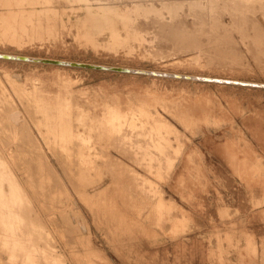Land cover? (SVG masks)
<instances>
[{
	"label": "rangeland",
	"instance_id": "1",
	"mask_svg": "<svg viewBox=\"0 0 264 264\" xmlns=\"http://www.w3.org/2000/svg\"><path fill=\"white\" fill-rule=\"evenodd\" d=\"M43 1L45 2L43 3ZM46 1L47 3L49 2L48 0H0V21L3 19L6 23L10 21V18L15 19L17 17V19H15L16 21L12 20L13 22L10 21L6 23L9 27H7L5 23L3 24L4 21H2V23L0 22V27L2 24L4 26L3 29L0 28V37L3 36L2 40H0V51H12L14 53H26L66 59L73 58L74 60L129 66L139 65L138 67L170 69L172 71L211 75L217 74L226 77L264 81V0H262V3L260 0H258V2L257 0H173V2L172 0H74L75 2L73 0H50L49 4H46L44 7L43 4H45ZM108 2L116 7L113 8V10H107L104 5L109 4ZM170 4L173 8L170 7ZM30 6H32L31 10L28 9ZM41 9H43V11ZM101 9H104L103 12ZM29 10L31 11L30 13ZM122 10L126 13V18L129 13H131L127 20L129 21L130 18L133 22L136 21L134 26H137V29L141 30L140 32L143 31L140 33L142 36L139 35L140 40H138L139 38H134L127 43V41L117 40L115 36H112V32L117 31L121 33L120 36H124H122V38H125L128 32L129 28L127 27V23H125L127 20L125 17H122V14H124ZM140 10L143 11V13ZM90 11L91 14L100 13V11L101 13L109 12V14H111L110 21L114 20L113 22L116 23H114V26L105 24L98 25V27L91 26L93 17L90 15ZM5 12L9 15L8 17L5 15ZM236 12L237 14H235ZM16 13H18V16H16ZM42 13L44 15H42ZM113 14H118V16L120 15L123 19ZM135 15L139 16L136 17ZM11 16L14 17L12 18ZM176 17L181 19H177ZM22 18L24 21L28 19L22 23L19 21L22 20ZM43 18L44 20H42ZM132 18H135V20ZM211 18L212 20H210ZM49 19L50 21H48ZM38 21L39 23H37ZM160 22L161 24H159ZM18 23H20L19 26ZM24 24L26 25L24 26ZM14 25L21 29H18V27L16 28ZM61 25L63 27H61ZM198 26L199 28H197ZM22 27H25V32L30 33H25ZM28 28L31 31H27ZM86 28L95 29L97 33L93 35L94 37L96 36V38L90 39L91 35L85 33ZM19 30H22L21 32L25 34L20 33ZM153 30H155V32ZM182 30L184 31L182 32ZM211 30H213V32ZM11 32L16 35L14 36ZM167 33L172 34V36L170 34L167 35ZM42 34L46 35V37H42L44 36ZM19 35L23 36L20 38ZM25 35L26 37L24 38ZM207 35L209 37H207ZM6 36H9V38H6ZM27 36L31 39L28 38L27 40ZM149 38L151 39L149 40ZM13 39L15 41H13ZM155 39L158 41H155ZM148 41L150 42L148 43ZM203 41L205 43H203ZM117 43L119 45H117ZM132 48L134 50H132ZM60 65L61 64L0 58V78H4L3 82L6 84V88L11 91V96L15 99V104H19V107L22 109H24V103L14 90L13 85H10L12 83L8 80L7 72L14 71L15 78H18L19 82L25 81L27 74L40 75L44 79L41 86H46L53 91L61 90L62 87L66 86L65 90L68 89L69 97L74 99L76 103L82 107V113L85 112L87 114L89 110L92 114L99 115L105 109L106 105L118 106L119 109L123 110L124 116L142 119L143 124L141 120L136 122L135 125L127 122L131 127H127V123H125L124 127H126L121 128L124 131L119 130L113 134L108 133V135L102 139V141H105L103 144L97 143L98 146H95L96 148L91 147L96 157L102 155V152L103 157L101 158L100 156L96 158L93 154H90L91 156L88 155V159L91 158V161H88V159L83 160L79 153H69V155H73L75 158L77 157V160L79 158V161H76L74 157L72 158L68 154L66 156L63 150L50 148L41 138H39V141L36 138L29 137L25 134L26 131L25 133H22L21 130L17 131L19 135H16L18 136L17 138L15 137L16 142L13 140L14 137H12V135L8 137L0 135V148L5 149L7 147L5 151L3 150L5 153L0 150V153L2 151L0 157L3 158L4 155L3 159L7 162L10 161L8 164L10 165V169L12 168L11 172L13 170L19 183L25 188V192L27 191L26 195L30 198V203L34 206L35 212L40 215L42 223H44L46 227L48 226L47 229L50 231V235L49 237L47 236V239L49 238V240L52 241V243H49V241L44 243L43 238L33 235L32 238H36L38 240L36 242L42 245L23 247L21 243L25 241V238L27 242L33 240L31 236L25 237L26 235L23 234H19V236L18 233L16 236L6 234L5 232L8 230H6L4 226L10 228L15 224L16 220L8 217L6 218V216L3 217L0 214V264H264V155L258 152L260 151L258 149H263L264 153V88L242 84L203 82L200 80L174 78L170 76H152L141 73L134 74L132 72L102 68H82L72 65H63L64 67H60ZM62 75H65L64 77H66V75L67 77L69 76L65 82L60 81ZM8 82L10 84H8ZM16 95L19 98L16 97ZM188 99L197 101V103L194 104L197 105L194 112L195 114L192 116H188L183 110L182 102ZM169 103L171 107L168 106ZM27 117H29V119L31 118L29 114ZM143 119L146 121H143ZM148 119L152 120L147 121ZM137 123L140 130H137L138 127L137 129L135 127ZM31 124L32 133L38 135V130H36L37 127L33 123ZM132 126V130H134V128L136 130L129 131L128 129H131ZM142 126H146V132L145 129L143 130L144 127L141 128ZM248 126L252 127L251 129L255 135L251 133L250 129H243ZM122 131L123 133L126 132L127 135L125 133L123 134ZM137 131L140 134H138ZM143 131L146 135L149 133L155 134L146 136L145 134H141ZM245 131H249L250 137ZM133 133L135 135H133ZM157 134H159V139L157 138L159 142L155 141L156 138H154L155 135V137H157ZM160 134L164 137L160 138ZM115 135L120 136L115 138ZM112 136L115 137L113 138ZM140 136L142 137L140 138ZM143 136H145L144 139H142ZM146 137H148V140H146ZM152 137L154 138L153 140L151 139ZM119 138L122 141L123 138L126 139L122 143ZM129 138H132L133 142ZM168 138H170L169 140L171 142ZM109 139L111 140L109 141ZM134 140L136 141L134 142ZM141 140H145L146 142L144 141L143 144H141ZM107 142L109 146H107ZM117 143L120 144L118 145ZM169 144L172 148L171 146L167 147ZM179 144L181 147H179ZM256 144L258 149L255 150ZM112 145L115 148L111 147ZM144 145H148V150L146 149L147 146L145 147ZM177 145L178 147H176ZM3 146L4 148H2ZM48 147L50 149H48ZM160 147H162V149H159ZM153 148L158 151H155ZM13 150L14 152L9 154V152ZM45 151H47V153ZM98 153H100V155ZM106 155H108V157ZM60 156L67 158L63 159L61 162L60 159L62 158ZM12 157L14 160H12ZM70 157L74 160L71 161ZM105 157H107V160ZM15 158H17V160ZM137 158H139V160ZM101 160L103 161L101 162ZM75 161L78 163L76 164ZM107 161L112 164L110 163L109 165ZM60 162L61 164H59ZM63 162H67L66 164L69 163L70 166L65 164L67 170L63 167ZM94 162H97L95 164L96 166ZM12 163L14 167L11 165ZM71 163H73L72 166ZM97 164H99V166ZM83 166L89 171L86 172L84 175L85 177L81 175L84 169L81 167ZM88 166L90 168H87ZM78 167L80 169H77ZM110 167L113 169V171H111L114 176L110 173ZM27 168L28 170H26ZM68 168H70L69 171ZM74 168H76V170ZM105 168L106 170H104ZM89 169H92V172ZM79 171L80 173H78ZM85 171L82 174H84ZM105 172L108 173L106 174ZM72 173H77L76 176L79 177L78 179L82 177L80 181L86 179L88 182L86 183L84 180L83 182L85 184H82L83 182L80 183L76 176L73 177L74 175ZM49 174L50 176H47ZM89 174L93 177L98 174L102 176L98 175L100 179L96 176L94 178H97V180H94L92 179L93 177L88 176ZM31 175L33 177H31ZM69 175H72L71 177L73 178H69ZM113 178L114 181L117 180V183H111ZM51 179H53V181ZM70 179H73L74 182L72 180V182H70ZM5 180L7 181V179ZM76 180L77 183L75 182ZM89 180H91V183ZM120 180L124 182L121 183L122 185L119 183ZM92 181L94 183H92ZM95 181H98L96 182L97 184ZM54 183H57L60 189L62 186H65L62 189H66L68 192L65 190H58L59 187L53 186ZM118 183L122 187L115 186L118 185ZM50 184L51 186L49 187ZM81 184L82 186L84 185L83 188ZM73 185L78 189H76L75 186L73 187ZM131 185H133V188H131ZM5 186L8 187L6 183ZM68 186L70 187L69 190L67 189ZM51 187H53V190ZM102 187L104 188L101 189ZM32 188H34V190ZM44 188L49 191H45ZM82 189L89 191V193H87V191L85 193ZM185 189H188V192ZM43 190L51 194L48 195ZM57 190L59 192L55 193ZM76 190L78 192L80 190V192L76 193ZM95 190L99 193H96ZM33 191L40 193H38L39 198H37V193ZM82 191L84 194H82ZM62 192L67 193L64 195ZM33 193H35L34 196ZM102 193L106 195L103 196ZM41 194H46L45 196H48L47 198L45 196L43 198ZM55 195L56 198L54 197ZM115 195L116 197H114ZM80 196H82V199H79ZM49 197H51V199ZM53 197L55 199H53ZM60 197L62 199H60ZM68 197L70 200L67 199ZM89 197L91 200L88 199ZM35 198H37V200ZM45 198L48 201L50 200L49 202L55 201L50 204L52 207ZM83 198H85L84 201L86 200L84 203ZM159 198H161V200H159ZM253 198H255L256 201ZM60 200L65 203L63 204ZM68 201H70V205H68ZM88 201H93V205L90 202L89 204ZM94 202H96L98 206H96ZM164 202L166 204H164ZM52 204L57 207H53ZM71 205L73 206L72 208L69 207ZM67 206L69 208H66ZM64 207L65 210L63 209ZM81 208L82 210L78 211ZM77 213H80L79 215L82 217L78 216ZM142 215L143 217H141ZM123 217L125 218L124 220ZM80 218H82V220ZM121 220H123V223ZM73 221L74 224H71ZM81 221L85 225L81 223ZM125 221H127V224ZM62 222L64 223L62 224ZM163 223L166 226L168 224V226L165 228ZM73 225L75 227L77 225V229L74 228L72 230L74 227ZM126 225L127 227L131 226L128 227V232L126 231ZM120 228H122V230ZM131 228L135 229V231H129ZM136 228H138L137 232ZM79 230L82 231L79 233ZM118 231L121 232L119 233ZM124 231L127 233L131 232V235H127ZM40 238L42 242L39 240ZM36 239H34V241ZM48 243L52 245L49 247ZM42 246L55 252L53 253L50 251V254L48 251V253L45 254V249L42 250V248L45 247ZM236 247H238V249ZM19 249L21 251H23V249H29L28 253H32L22 255ZM6 252H9V254ZM72 252L77 253L73 254ZM12 255H16V257ZM48 255L49 259L45 258L48 257ZM39 258L43 259V261Z\"/></svg>",
	"mask_w": 264,
	"mask_h": 264
},
{
	"label": "bare ground",
	"instance_id": "2",
	"mask_svg": "<svg viewBox=\"0 0 264 264\" xmlns=\"http://www.w3.org/2000/svg\"><path fill=\"white\" fill-rule=\"evenodd\" d=\"M26 1V0H25ZM41 1V0H40ZM49 2H50V0H48ZM53 1V0H52ZM71 1V0H70ZM74 1V0H73ZM100 1V0H99ZM102 1V0H101ZM138 1H140V0H138ZM185 1V0H184ZM190 1V0H189ZM215 1H217V0H215ZM224 1V0H223ZM228 1V0H227ZM247 1V0H246ZM250 1V0H249ZM261 1V3H262V0H260ZM45 1H43V3H44ZM49 2L47 3V1H46V3L45 4H43L44 5V7H45V5L46 4H49ZM75 2V1H74ZM96 2V1H95ZM166 2V1H165ZM172 2H173V0H172ZM177 2V1H176ZM175 2V3H176ZM179 2V1H178ZM183 2V1H182ZM237 2V1H236ZM235 2V3H236ZM239 2V1H238ZM254 2H256V1H254ZM257 2H258V0H257ZM2 3V2H1ZM7 3V2H6ZM38 3H41V2H38ZM84 3V2H83ZM101 3H103V2H101ZM104 3H105V1H104ZM107 3V2H106ZM109 4H106V5H104V7L108 10V9H111V10H113V8H115L116 6L115 5H112V4H110V2H108ZM111 3H114V2H111ZM139 3V2H138ZM162 3V2H161ZM194 3H196V2H194ZM225 3V2H224ZM228 3V2H227ZM227 3H226V5H227ZM230 3V2H229ZM246 3V2H245ZM249 3V2H248ZM17 4V3H16ZM23 4V3H22ZM42 4V3H41ZM59 4V3H58ZM87 4H89V3H87ZM86 4V5H87ZM97 4H98V2H97ZM184 4V3H183ZM182 4V5H183ZM193 4V3H192ZM218 4V3H217ZM220 4V3H219ZM222 4V3H221ZM241 4V3H240ZM251 4V3H250ZM11 5V4H10ZM20 5V4H19ZM51 5V4H50ZM149 5V4H148ZM152 5H153V3H152ZM155 5V4H154ZM181 5V6H182ZM205 5V4H204ZM248 5V4H247ZM263 5V4H262ZM261 5V6H262ZM15 6H18V5H15ZM23 6V5H22ZM28 6V5H27ZM53 6V5H52ZM64 6V5H63ZM125 6V5H124ZM150 6H151V4H150ZM162 6V5H161ZM169 6V5H168ZM186 6V5H185ZM212 6V5H211ZM210 6V7H211ZM241 6H242V4H241ZM255 6V5H254ZM39 7V6H38ZM54 7H55V5H54ZM84 7V6H83ZM86 7V6H85ZM102 7V6H101ZM130 7V6H129ZM170 7H171V4H170ZM214 7V6H213ZM224 7H225V5H224ZM232 7V6H231ZM240 7V6H239ZM31 8H32V6H30V8H28V9H30L31 10ZM35 8H36V5H35ZM126 8V7H125ZM149 8V7H148ZM164 8V7H163ZM171 8H173V7H171ZM197 8H199V7H197ZM205 8V7H204ZM219 8V7H218ZM236 8V7H235ZM248 8H250V7H248ZM252 8V7H251ZM262 8V7H261ZM38 9V8H37ZM47 9V8H46ZM53 9V8H52ZM52 9H51V12H52ZM91 9V8H90ZM89 9V10H90ZM99 9V8H98ZM161 9V8H160ZM192 9V8H191ZM228 9V8H227ZM234 9V8H233ZM241 9H243V8H241ZM245 9V8H244ZM9 10V9H8ZM25 10V9H24ZM29 10V13L31 12ZM42 11H43V9H41ZM41 10H39V11H41ZM50 10V9H49ZM53 10H55V9H53ZM57 10V9H56ZM79 10V9H78ZM104 10V9H103ZM103 10L101 9V11L103 12ZM125 10V9H124ZM169 10H171V9H169ZM178 10V9H177ZM181 10V9H180ZM208 10V9H207ZM210 10V9H209ZM220 10H221V8H220ZM247 10V9H246ZM263 10V9H262ZM10 11V10H9ZM38 11V10H37ZM41 11V12H42ZM45 11V10H44ZM101 11H100V13H92L91 14V11H90V15H92V17H93V20H92V22H91V26H97L98 27V25H113L114 26V23H116V22H113L114 20H112V21H110L111 20V17H110V15L111 14H109V12L108 13H101ZM123 11V10H122ZM129 11V10H128ZM128 11H126L127 13H129ZM141 11V10H140ZM168 11V10H167ZM201 11V10H200ZM227 11V10H226ZM239 11V10H238ZM244 11V10H243ZM19 12V11H18ZM50 12V13H51ZM77 12V11H76ZM114 12H116V11H114ZM131 12V11H130ZM142 13H143V11H141ZM147 12H150V11H147ZM184 12V11H183ZM198 12H199V10H198ZM222 12V11H221ZM248 12V11H247ZM250 12V11H249ZM9 13V12H8ZM15 13V12H14ZM55 13V12H54ZM123 13H124V11H123ZM137 13V12H136ZM172 13V12H171ZM196 13V12H195ZM201 13V12H200ZM215 13H217V12H215ZM1 14L3 15V13L1 12ZM11 14V13H10ZM20 14V13H19ZM57 14V13H56ZM126 13H124V14H122L123 16L122 17H125L126 15H125ZM130 14L131 13H129V15L127 16V18H126V20L128 19V17L130 16ZM138 14V13H137ZM149 14V13H148ZM151 14V13H150ZM190 14V13H189ZM197 14V13H196ZM212 14H214V13H212ZM235 14H237V12L235 13ZM247 14V13H246ZM252 14V13H251ZM5 15H7V13L5 12ZM12 15V14H11ZM15 15V14H14ZM22 15V14H21ZM36 15V14H35ZM38 15V14H37ZM42 15H44L43 13H42ZM48 15V14H47ZM51 15V14H50ZM54 15V14H53ZM77 15V14H76ZM113 15H115V14H113ZM143 15H145V14H143ZM168 15V14H167ZM166 15V16H167ZM172 15V14H171ZM178 15V14H177ZM191 15V14H190ZM204 15V14H203ZM215 15V14H214ZM242 15V14H241ZM9 15H7V17H8ZM16 16H18V13H16ZM30 16V15H29ZM49 16V15H48ZM52 16V15H51ZM56 16V15H55ZM84 16V15H83ZM116 17L118 16V14L117 15H115ZM120 16V15H119ZM118 16V17H119ZM136 16V15H135ZM139 15H137L136 17H138ZM151 16V15H150ZM156 16V15H155ZM187 16V15H186ZM205 16V15H204ZM240 16V15H239ZM2 17V16H1ZM12 17V16H11ZM14 17V16H13ZM12 17V18H13ZM37 17V16H36ZM47 17V16H46ZM81 17V16H80ZM85 17V16H84ZM113 17V16H112ZM121 17V16H120ZM121 17V19H123ZM132 17V16H131ZM134 17V16H133ZM147 17V16H146ZM145 17V18H146ZM182 17H184V16H182ZM213 17V16H212ZM10 18V17H9ZM48 18H50V17H48ZM52 18V17H51ZM124 18V19H125ZM150 18V17H149ZM177 18V17H176ZM186 18V17H185ZM185 18H183V19H185ZM214 18H218V17H214ZM214 18H213V20H214ZM249 18V17H248ZM15 19H17V17L15 18ZM15 19H11L10 18V21H12V20H15ZM20 19V18H19ZM28 19V18H27ZM26 19V20H27ZM40 19V18H39ZM86 19V18H85ZM133 19V18H132ZM153 19V18H152ZM156 19V18H155ZM158 19V18H157ZM177 19H181V18H177ZM176 19V20H177ZM200 19V18H199ZM222 19V18H221ZM233 19V18H232ZM244 19V18H243ZM245 19H246V17H245ZM253 19V18H252ZM25 20V21H26ZM32 20V19H31ZM35 20V19H34ZM37 20V19H36ZM42 20H44V18L42 19ZM42 20H40V21H42ZM45 20H47V19H45ZM62 20V19H61ZM79 20H80V18H79ZM79 20H78V22H79ZM81 20H82V18H81ZM133 20H135V18L133 19ZM159 20V19H158ZM188 20V19H187ZM186 20V21H187ZM208 20V19H207ZM210 20H212V18L210 19ZM218 20V19H217ZM249 20V19H248ZM2 21H4L3 19H2ZM2 21H0L1 23H2ZM10 21H7L8 23L10 22ZM16 21V20H15ZM18 21V20H17ZM19 21H21L22 23H24L25 21L23 20V18H22V20H19ZM24 21V22H23ZM30 21V20H29ZM48 21H50V19L48 20ZM47 21V22H48ZM54 21H55V19H54ZM57 21V20H56ZM63 21V20H62ZM69 21V20H68ZM125 21V20H124ZM140 21V20H139ZM152 21V20H151ZM163 21V20H162ZM174 21V20H173ZM172 21V22H173ZM182 21V20H181ZM186 21H185V23H186ZM199 21V20H198ZM206 21V20H205ZM236 21V20H235ZM6 22V23H7ZM13 22V21H12ZM11 22V23H12ZM51 22H52V19H51ZM59 22V21H58ZM57 22V23H58ZM77 22V23H78ZM155 22V21H154ZM170 22H171V20H170ZM230 22V21H229ZM240 22V21H239ZM251 22V21H250ZM5 23V21L3 22V24ZM5 23V24H6ZM15 23V22H14ZM30 23V22H29ZM37 23H39V21L37 22ZM50 23V22H49ZM56 23V24H57ZM64 23V22H63ZM66 23V22H65ZM80 23V22H79ZM81 23H83V22H81ZM85 23H87V22H85ZM90 23V22H89ZM125 23H127V27L129 28L128 29V32H127V34H126V36H125V38H122V36H120V32H112V36L114 37H116V39L117 40H124V41H127V43L129 42V40H131V39H134V38H136V39H138L139 38V35H141L140 33H142V32H140L141 30H138L137 29V26L135 27L134 25V23H136V21L135 22H133L130 18H129V21L127 20V22H125ZM148 23V22H147ZM156 23V22H155ZM179 23H181V22H179ZM184 23V24H185ZM210 23V22H209ZM213 23V22H212ZM231 23V22H230ZM3 24L1 25V27L0 28H4V26H3ZM17 24V23H16ZM15 24V25H16ZM19 24L20 23H18V26H19ZM26 24H27V22H26ZM26 24H24V26L26 25ZM32 24V23H31ZM51 24V23H50ZM159 24H161V22L159 23ZM164 24H165V22H164ZM175 24H176V22H175ZM12 25H13V23H12ZM14 25V26H15ZM83 25V24H82ZM116 25V24H115ZM139 25V24H138ZM149 25V24H148ZM152 25H154V24H152ZM163 25V24H162ZM172 25V24H171ZM170 25V26H171ZM178 25V24H177ZM186 25V24H185ZM194 25V24H193ZM209 25V24H208ZM213 25V24H212ZM212 25H210V26H212ZM223 25V24H222ZM230 25V24H229ZM247 25V24H246ZM3 26V27H2ZM6 26H7V24H6ZM17 26V27H18ZM23 26V25H22ZM29 26V25H28ZM27 26V27H28ZM35 26V25H34ZM57 26V25H56ZM87 26V25H86ZM89 26H90V24H89ZM117 26V25H116ZM141 26V25H140ZM144 26V25H143ZM156 26V25H155ZM158 26V25H157ZM160 26V25H159ZM168 26V25H167ZM186 26H188V25H186ZM191 26V25H190ZM207 26V25H206ZM205 26V27H206ZM235 26V25H234ZM7 27H9V26H7ZM13 27V26H12ZM11 27V28H12ZM16 27V26H15ZM15 27H13V28H15ZM16 27V28H17ZM20 27H21V25H20ZM30 27V26H29ZM58 27V26H57ZM61 27H63L62 25H61ZM71 27H72V25H71ZM70 27V28H71ZM73 27H75V26H73ZM77 27V26H76ZM79 27V26H78ZM84 27V26H83ZM100 27V26H99ZM104 27V26H103ZM106 27V26H105ZM109 27V26H108ZM149 27V26H148ZM154 27V26H153ZM204 27V28H205ZM215 27V26H214ZM213 27V28H214ZM237 27V26H236ZM241 27V26H240ZM111 28V27H110ZM163 28V27H162ZM166 28V27H165ZM184 28V27H183ZM190 28V27H189ZM197 28H199V26L197 27ZM1 29V30H2ZM7 29V28H6ZM18 29H21V28H19L18 27ZM22 29H23V31L25 30V27H22ZM27 29V28H26ZM31 29H34V28H31ZM114 29V28H113ZM140 29V28H139ZM144 29H145V27H144ZM175 29V28H174ZM180 29V28H179ZM182 29V28H181ZM187 29V28H186ZM217 29V28H216ZM219 29V28H218ZM238 29V28H237ZM246 29V28H245ZM8 30V29H7ZM10 30H12V29H10ZM98 30V29H97ZM117 30H119V29H117ZM124 30V29H123ZM155 30H157V29H155ZM155 30H153L154 32H155ZM159 30H160V28H159ZM158 30V31H159ZM170 30V29H169ZM176 30V29H175ZM198 30V29H197ZM203 30V29H202ZM201 30V31H202ZM206 30V29H205ZM225 30H227V29H225ZM242 30V29H241ZM244 30V29H243ZM20 31V30H19ZM22 31V30H21ZM20 31V33H22ZM27 31H31V30H29V28H28V30ZM163 31H165V30H163ZM171 31V30H170ZM179 31V30H178ZM181 31V30H180ZM184 30H182V32H183ZM187 31V30H186ZM212 32H213V30H211ZM220 31V30H219ZM223 31V30H222ZM14 32V31H13ZM25 32V31H24ZM23 32V33H24ZM111 32V31H110ZM124 32V31H123ZM152 32V31H151ZM181 32V33H182ZM203 32V31H202ZM12 33V32H11ZM22 33V34H23ZM25 33H27V34H29L30 32H25ZM24 33V34H25ZM31 33H35V32H31ZM39 33V32H38ZM82 33V32H81ZM85 33L87 34V35H91V37H90V39H92V38H96V36L94 37V33L96 34L97 32H96V30L95 29H92V28H86V30H85ZM162 33V32H161ZM171 33V32H170ZM170 33H167V35L168 34H170ZM176 33H177V31H176ZM197 33V32H196ZM200 33V32H199ZM205 33V32H204ZM207 33V32H206ZM221 33V32H220ZM219 33V34H220ZM2 34V33H1ZM12 34H14V33H12ZM19 34V33H18ZM35 34H37V33H35ZM100 34V33H99ZM123 34V33H122ZM159 34V33H158ZM9 35V34H8ZM16 34H14V36H15ZM42 35H44V34H42ZM105 35V34H104ZM149 35V34H148ZM171 36H172V34H170ZM177 35V34H176ZM189 35V34H188ZM204 35V34H203ZM211 35V34H210ZM20 36V35H19ZM23 35H21L20 36V38L22 37ZM112 36H111V38H112ZM142 36V35H141ZM143 36H144V33H143ZM145 36H146V34H145ZM186 36V35H185ZM190 36V35H189ZM192 36H193V34H192ZM199 36V35H198ZM197 36V37H198ZM227 36V35H226ZM12 37V36H11ZM26 37V35L24 36V38ZM42 37H46V35H44V36H42ZM76 37V36H75ZM89 37V36H88ZM124 37V36H123ZM151 37V36H150ZM167 37V36H166ZM170 37V36H169ZM174 37V36H173ZM172 37V38H173ZM207 37H209L208 35H207ZM1 39L0 40H2V38H3V36L2 37H0ZM6 38H9V36H6ZM5 38V39H6ZM15 38V37H14ZM19 38V37H18ZM28 38H30V37H28L27 36V40H28ZM141 38H143V37H141ZM163 38V37H162ZM202 38V37H201ZM213 38H214V36H213ZM222 38V37H221ZM5 39H4V41H5ZM23 39V38H22ZM31 39V38H30ZM29 39V40H30ZM151 38H149V40H150ZM154 39V38H153ZM191 39V38H190ZM193 39V38H192ZM210 39V38H209ZM226 39H227V37H226ZM248 39H249V37H248ZM7 40V39H6ZM12 40V39H11ZM138 40H140V38L138 39ZM146 40V39H145ZM157 39H155V41H156ZM183 40V39H182ZM202 40V39H201ZM225 40V39H224ZM250 41H251V39H249ZM9 41V40H8ZM13 41H15L14 39H13ZM16 41H17V39H16ZM20 41V40H19ZM91 41V40H90ZM94 41H96V40H94ZM99 41V40H98ZM116 41V40H115ZM158 41V40H157ZM161 41V40H160ZM187 41V40H186ZM185 41V42H186ZM192 41H194V40H192ZM232 41V40H231ZM10 42H12V41H10ZM23 42V41H22ZM27 42V41H26ZM150 41H148V43H149ZM163 42V41H162ZM176 42V41H175ZM188 42V41H187ZM195 42V41H194ZM213 42V41H212ZM227 42V41H226ZM230 42V41H229ZM18 43V42H17ZM24 43V42H23ZM101 43V42H100ZM103 43V42H102ZM112 43H115V42H112ZM121 43V42H120ZM124 43V42H123ZM126 43V42H125ZM155 43V42H154ZM173 43V42H172ZM190 43V42H189ZM197 43V42H196ZM203 43H205L204 41H203ZM3 44V43H2ZM19 44H20V42H19ZM122 44V43H121ZM183 44H184V42H183ZM192 44H193V42H192ZM202 44V43H201ZM207 44V43H206ZM214 44V43H213ZM212 44V45H213ZM216 44V43H215ZM250 44V43H249ZM25 45V44H24ZM117 45H119L118 43H117ZM127 45V44H126ZM136 45V44H135ZM160 45H161V43H160ZM167 45V44H166ZM200 45V44H199ZM100 46H102V45H100ZM139 46V45H138ZM184 46H187V45H184ZM208 46V45H207ZM218 46V45H217ZM220 46V45H219ZM25 47V46H24ZM136 47V46H135ZM145 47V46H144ZM179 47V46H178ZM188 47H190V46H188ZM191 47H193V46H191ZM214 47V46H213ZM250 47V46H249ZM121 48V47H120ZM137 48V47H136ZM149 48H151V47H149ZM204 48V47H203ZM216 48V47H215ZM252 48V47H251ZM103 49V48H102ZM122 49V48H121ZM196 49V48H195ZM214 49V48H213ZM107 50V49H106ZM129 50V49H128ZM132 50H134L133 48H132ZM131 50V51H132ZM158 50H160V49H158ZM218 50H219V48H218ZM135 51H136V49H135ZM152 51V50H151ZM156 51V50H155ZM2 52H12V51H2ZM201 52V51H200ZM216 52V51H215ZM222 52V51H221ZM12 53H14V52H12ZM16 53V52H15ZM132 53V52H131ZM135 53V52H134ZM150 53V52H149ZM153 53V52H152ZM156 53V52H155ZM199 53V52H198ZM197 53V54H198ZM20 54H26V53H20ZM200 54V53H199ZM201 54H203V53H201ZM31 55V54H30ZM204 55V54H203ZM221 55H222V53H221ZM38 56H42V55H38ZM145 56V55H144ZM195 56V55H194ZM200 56V55H199ZM206 56H208V55H206ZM191 57V56H190ZM202 57V56H201ZM212 57V56H211ZM218 57V56H217ZM0 58H4V57H0ZM6 58V57H5ZM4 58V59H5ZM70 58V57H69ZM159 58V57H158ZM8 59H16V58H8ZM73 59V58H72ZM80 59V58H79ZM215 59V58H214ZM17 60H24V59H17ZM215 60H217V59H215ZM220 60V59H219ZM27 61H33V62H43V61H37V60H27ZM202 61V60H201ZM205 61H206V59H205ZM210 61V60H209ZM200 62V61H199ZM223 62V61H222ZM43 63H53V62H43ZM203 63V62H202ZM218 63V62H217ZM226 63H227V61H226ZM54 64H59V63H54ZM111 64V63H110ZM242 64V63H241ZM63 65H66V64H61L60 65V67L61 66H63ZM122 65V64H121ZM213 65V64H212ZM211 65V66H212ZM222 65V64H221ZM229 65H230V62H229ZM72 66H74V65H72ZM71 66V67H72ZM127 66H129V65H127ZM139 66V65H138ZM231 66V65H230ZM235 66V65H234ZM241 66V65H240ZM59 67V68H60ZM64 67V66H63ZM75 67V66H74ZM80 67H85V66H80ZM246 67V66H245ZM90 68V67H89ZM92 68V67H91ZM153 69H155V68H153ZM239 69V68H238ZM160 70H165V69H160ZM170 70V69H169ZM170 71H172V70H170ZM184 71V70H183ZM7 72V71H6ZM60 72V71H59ZM178 72H180V71H178ZM198 72V71H197ZM57 73V72H56ZM55 73V74H56ZM132 73H134V74H137L138 72H132ZM194 73V72H193ZM23 74V73H22ZM141 74H147V75H152V76H169V75H159V74H150V73H141ZM196 74H203V73H196ZM7 75H8V80H10L11 82L10 83H12V84H10L9 82H8V84H10L11 86L13 85V88H14V90L16 91V93L19 95V97H21V99H22V102L24 103V109H22L21 107H19V104L18 105H16L15 104V102H14V100L15 99H13L12 98V96H11V91L10 90H8L6 87V84H4V82H3V80H4V78L3 79H1L0 78V135H2L3 137H8V136H10V135H12V137H14V141L16 142V138L18 137V136H16V135H19L18 133H17V131H19V130H21L22 131V133H25V131H26V133L25 134H27L29 137H33V138H36V139H38L39 141H40V139L39 138H41V140L42 141H44L50 148H52V149H59V150H63L64 151V153L66 154V156H67V154L69 155V153H71V154H74V153H72V152H76V153H79V155L82 157V159L83 160H86V159H88V155L89 156H91L92 154L94 155L95 153H94V151L91 149V147L93 148V147H95V146H98L97 145V143H101V144H103L105 141H102V139L103 138H105V136L106 135H108V133L109 134H113V133H116V132H118L119 130H123V129H121L122 127H124V124L125 123H127V122H129V124L130 123H132L133 125H135V123L136 122H138L139 120H141V123H142V119H137V118H135V117H126V116H124L123 114V110L122 109H119V107L118 106H110V105H106V107H105V109L101 112V114H99V115H95V114H92L89 110H88V112H87V114L84 112V113H82V111L83 110H81V106L79 105V104H77L76 103V101L74 100V99H72V98H70L69 97V95H68V89L67 90H65V88H66V86H64V87H62V89L61 90H55V91H53V90H51V89H48L46 86H41V83H43V81H44V79H43V77L42 76H40V75H35V74H27V77H26V80L25 81H22V82H19V79L18 78H15V73H14V71L13 72H7ZM61 75V74H60ZM205 75H209V76H222V75H211V74H205ZM224 75V74H223ZM54 76V75H53ZM65 76V75H64ZM63 75L61 76V78H60V81L61 82H65L67 79H68V77H67V75H66V77H64ZM2 77V76H1ZM6 77V76H5ZM50 77V76H49ZM52 77V76H51ZM170 77H174V78H185V77H177V76H170ZM223 77H226V76H223ZM227 77H229V76H227ZM48 78V77H47ZM55 78V77H54ZM229 78H238V77H229ZM51 79V78H50ZM185 79H191V80H200V81H203V82H205V81H208V82H217V83H224V84H235V83H229V82H223V81H215V80H204V79H194V78H185ZM240 79H244V78H240ZM7 80V79H6ZM250 80H254V79H250ZM10 86V87H11ZM248 86H250V85H248ZM61 87V86H60ZM12 88V89H13ZM15 94V93H14ZM16 97H18L17 95H16ZM18 97V98H19ZM15 98V97H14ZM17 100V99H16ZM20 101V100H19ZM75 101V102H74ZM21 102V101H20ZM79 103V102H78ZM197 103V101L195 100H186V101H183L182 102V104H183V110H184V113L185 114H187L188 116H192L193 114H195L194 112H195V108L197 107V105H194V104H196ZM168 106H170V103H169V105ZM23 107V106H22ZM167 107V106H166ZM171 107V106H170ZM92 110V109H91ZM23 113V114H22ZM30 115V119H29V117H27V115ZM90 114V115H89ZM251 119V118H250ZM152 120V119H151ZM151 120H147V121H151ZM31 121H33V122H31ZM143 121H146L145 119H143ZM31 123H33L36 127H37V129L36 130H38V135H36V133H32V127H31ZM129 124L127 123V127L129 126ZM143 124V123H142ZM125 126V127H126ZM140 126H141V124H140ZM124 127V128H125ZM129 127H131V126H129ZM136 127V129H137V127H138V129L137 130H140V128H139V126H138V123H137V126H135ZM144 127V128H143ZM34 128V127H33ZM141 128H143V130L145 129V132H146V126H142ZM133 129V126H132V128L130 129H128L129 131L130 130H132ZM135 128H134V130H136ZM134 130H132V131H134ZM142 130V129H141ZM150 130V129H149ZM124 131V130H123ZM123 131H122V133H123ZM131 131V132H132ZM136 132V131H135ZM125 134H126V132H124ZM123 133V134H124ZM137 133H138V131H137ZM136 133V134H137ZM121 134V133H120ZM138 134H140V133H138ZM141 134H145L144 133V131H143V133H141ZM151 134V136L152 135H154V134H152V133H149L148 135H146V136H149ZM163 134V133H162ZM23 135V134H22ZM21 135V136H22ZM127 135V134H126ZM133 135H135L134 133H133ZM38 136V137H37ZM110 136V135H109ZM116 136V135H115ZM114 136V137H115ZM118 136H120V135H118ZM118 136H116L115 138H117ZM123 136V135H122ZM125 136V135H124ZM131 136V135H130ZM129 136V137H130ZM137 136V135H136ZM156 136V135H155ZM154 136V138H156V140L155 141H158L159 142V140H157V138L159 139V134H157V137H155ZM160 138H163L162 137V135L160 134ZM16 137V138H15ZM97 137V138H96ZM113 137V136H112ZM112 137H111V139H112ZM113 137V138H114ZM126 137V136H125ZM142 136H140V138H141ZM166 137H169V136H166ZM122 138V137H121ZM127 138V137H126ZM125 138V139H126ZM138 138H139V135H138ZM145 138V136H143V138L142 139H144ZM153 137L151 138L152 140L154 139ZM108 139V138H107ZM111 139H109V141L111 140ZM120 139V138H119ZM125 139L123 138V141H122V143L125 141ZM131 141H132V138H129ZM167 139V138H166ZM170 138H168V140H169ZM138 140V139H137ZM146 140H148V137H146ZM167 140V141H168ZM0 141H1V139H0ZM108 141V142H109ZM121 141H119V142H121ZM136 140H134V142H135ZM138 141H140V140H138ZM145 140H141V144H143V142H144ZM151 141V140H150ZM161 141V140H160ZM166 141V140H165ZM170 141V140H169ZM15 142H13V143H15ZM107 142V143H108ZM133 142V141H132ZM131 142V143H132ZM146 142V141H145ZM162 142H163V140H162ZM161 142V143H162ZM171 142V141H170ZM12 143V144H13ZM111 143V142H110ZM127 143V142H126ZM128 143H129V141H128ZM138 143H140V142H138ZM150 143H152V142H150ZM4 144V143H3ZM11 144V145H12ZM18 144V143H17ZM43 144V143H42ZM118 144V143H117ZM120 144V143H119ZM118 144V145H119ZM130 144V143H129ZM135 144V143H134ZM147 144V143H146ZM165 144V143H164ZM171 144V143H170ZM169 144V146H167V147H170L171 145ZM5 145V144H4ZM9 145V144H8ZM7 145V146H8ZM128 145V144H127ZM155 145H156V143H155ZM161 145V144H160ZM160 145H158V146H160ZM0 146H1V144H0ZM13 146H15V145H13ZM100 146V145H99ZM107 146H109V143H108V145ZM115 146V145H114ZM129 146V145H128ZM133 146V145H132ZM145 146V145H144ZM147 146V150H148V145H146ZM145 146V147H146ZM163 146V145H162ZM48 147V149H50ZM105 147V146H104ZM104 147H102V148H104ZM111 147H113V145L111 146ZM139 147V146H138ZM155 147V146H154ZM176 147H178V145L176 146ZM175 147V148H176ZM179 147H181L180 146V144H179ZM2 148H4V146L2 147ZM7 148V147H6ZM5 148V149H6ZM13 148V147H12ZM11 148V149H12ZM21 148V147H20ZM32 148V147H31ZM46 148V147H45ZM96 148V147H95ZM108 148V147H107ZM113 148H115V147H113ZM127 148V147H126ZM140 148V147H139ZM150 148H151V146H150ZM171 148H172V146H171ZM233 148H235V147H233ZM251 148V147H250ZM5 149H1L0 148V150H4L5 151ZM14 149V148H13ZM106 149V148H105ZM121 149V148H120ZM137 149V148H136ZM152 149V148H151ZM153 149H155V148H153ZM159 149H162V147H160ZM178 149V148H177ZM19 150V149H18ZM23 150V149H22ZM30 150H32V149H30ZM58 150V151H59ZM109 150H110V148H109ZM108 150V151H109ZM122 150V149H121ZM124 150V149H123ZM140 150V149H139ZM150 150V149H149ZM173 150L175 151V149L173 148ZM2 151H1V153H0V155H2ZM3 151V152H4ZM17 151V150H16ZM33 151V150H32ZM51 151V150H50ZM62 151V152H63ZM97 151V150H96ZM99 151V150H98ZM155 151H158V150H156L155 149ZM164 151V150H163ZM172 151V150H171ZM183 151V150H182ZM12 152H14V150L13 151H11V152H9V154L10 153H12ZM46 153H47V151H45ZM55 152V151H54ZM91 152H93V153H91ZM110 152H111V150H110ZM116 152H118V151H116ZM124 152V151H123ZM142 152V151H141ZM147 152V151H146ZM237 152V151H236ZM5 153V152H4ZM59 153V152H58ZM109 153V152H108ZM143 153V152H142ZM148 153V152H147ZM158 153V152H157ZM160 153V152H159ZM165 153H166V151H165ZM172 153V152H171ZM174 153H176V152H174ZM182 153V152H181ZM63 154V153H62ZM62 154H58V155H62ZM64 154V155H65ZM91 154V155H90ZM96 154H97V152H96ZM99 155H100V153H98ZM106 154H107V152H106ZM126 154V153H125ZM162 154V153H161ZM55 155H57V154H55ZM129 155V154H128ZM152 155V154H151ZM201 155V154H200ZM6 156V155H5ZM12 156V155H11ZM49 156V155H48ZM51 156V155H50ZM69 156H71L72 158L74 157L75 158V156H73V155H69ZM95 156V155H94ZM94 156H92V157H94ZM101 156V158L103 157V152H102V155H100ZM100 156H98V157H96V158H99ZM105 156V155H104ZM107 157H108V155H106ZM16 157V156H15ZM54 157H56V156H54ZM62 159H60V161L62 162V160L63 159H66L67 157H62V156H60ZM70 157V158H71ZM79 157V156H78ZM107 157H105L106 158V160H107ZM139 157V156H138ZM167 157V156H166ZM178 157V156H177ZM176 157V158H177ZM202 157H203V155H202ZM3 158H4V155H3ZM2 157H0V214L4 217V216H6V218L8 217V218H11V219H13V220H16V222H15V224L14 225H12L10 228H6V226H4L5 227V229L6 230H8L7 232H5L6 234H8V235H15L16 236V234L18 233V235L19 234H23V235H26L25 237H27V236H31V238H32V236L34 235L35 237H41V238H43L44 239V243H46L47 241H49V243L51 242L52 243V241H50L49 240V238L47 239V236L49 237V233H50V231H48V229H47V227L44 225V223H42V221L40 220L41 218H40V215L38 214V213H36L35 212V208H34V206L30 203V198H28V196L26 195L27 193V191L25 192V188L24 187H22V185L19 183V180H18V178L16 177V175L14 174V172H13V170H12V172H11V169H10V165L8 164V162H10V161H5L4 159H3ZM7 158V157H6ZM11 158V157H10ZM70 159L71 161L72 160H74V159ZM77 158V157H76ZM75 158V159H76ZM96 158H95V161H96ZM147 158H148V156H147ZM161 158H162V156H161ZM168 158V157H167ZM8 159V158H7ZM6 159V160H7ZM16 160H17V158H15ZM138 160H139V158H137ZM149 159V158H148ZM147 159V160H148ZM157 159V158H156ZM160 159V158H159ZM175 159V158H174ZM204 159V158H203ZM12 160H14L13 159V157H12ZM93 160V159H92ZM160 160H163V159H160ZM67 161H68V159H67ZM76 161H79V158H78V160L76 159ZM75 161V162H76ZM88 161H91V158L90 159H88ZM100 161V160H99ZM103 160H101V162H102ZM110 161V160H109ZM109 161H107V162H109ZM143 161V160H142ZM145 161H146V159H145ZM176 161V160H175ZM175 161H174V163H175ZM255 161V160H254ZM56 162H57V160H56ZM59 162V161H58ZM61 162L59 163V164H61ZM64 162H65V160H64ZM63 162V163H64ZM69 162V161H68ZM101 162H99V163H101ZM106 162V161H105ZM148 162V161H147ZM170 162V161H169ZM67 163V162H66ZM66 163H64V168H65V166L66 165H69V163L68 164H66ZM78 162H76V164H77ZM89 163H91V162H89ZM97 163V162H96ZM95 162H94V165L96 164ZM104 163V162H103ZM110 163L111 162H109L108 164L110 165ZM152 163V162H151ZM15 164V163H14ZM66 164V165H65ZM72 164L73 163H71V166H72ZM84 164V163H83ZM112 164V163H111ZM206 164V163H205ZM12 166H13V163L11 164ZM63 165V164H62ZM98 166H99V164H97ZM108 165V166H109ZM144 165V164H143ZM16 166V165H15ZM23 166V165H22ZM21 166V167H22ZM56 166V165H55ZM55 166H54V168H55ZM70 166V165H69ZM82 166V165H81ZM85 166V165H84ZM84 166L83 167H81L82 169L84 168ZM91 166V165H90ZM96 166V165H95ZM104 166H105V163H104ZM153 166H154V164H153ZM175 166V165H174ZM179 166V165H178ZM14 167V166H13ZM32 167H35V166H32ZM62 167V168H63ZM75 167V166H74ZM80 167V166H79ZM77 168V169H80V168ZM106 167V166H105ZM122 167H124V166H122ZM203 167V166H202ZM57 168V167H56ZM87 168H90L89 166L87 167ZM109 168V167H108ZM107 168V169H108ZM14 169V168H13ZM19 169V168H18ZM66 169V168H65ZM69 169L70 168H68V171H69ZM75 170H76V168H74ZM85 169H86V167L83 169V171H82V173L85 171ZM15 170V169H14ZM26 170H28V168L26 169ZM67 170V169H66ZM75 170H72V171H75ZM88 169H86V171H85V173L84 174H82L81 173V175H85L86 174V172H89V171H87ZM90 170V169H89ZM92 170V169H91ZM90 170V171H91ZM104 170H106V168L104 169ZM113 171V169L110 167V171ZM99 171V170H98ZM109 171V172H110ZM112 171L110 172V173H112ZM119 171V170H118ZM180 171V170H179ZM21 172H22V170H21ZM60 172V171H59ZM92 172V171H91ZM91 172H90V174H91ZM94 172V171H93ZM18 173V172H17ZM24 173V172H23ZM65 173V172H64ZM67 173V172H66ZM78 173H80V171L78 172ZM98 173V172H97ZM100 173H101V171H100ZM103 173H104V171H103ZM106 173V172H105ZM108 173V172H107ZM106 173V174H107ZM73 174V173H72ZM88 174V173H87ZM88 175L89 177H93V176H91V175ZM94 174V173H93ZM113 174V173H112ZM194 174V173H193ZM199 174V173H198ZM18 175V174H17ZM24 175H25V173H24ZM74 176L73 177H75L76 175H77V173H75V174H73ZM81 175H80V177H81ZM96 175V174H95ZM99 176H102V175H100V174H98ZM98 175H96V176H98ZM19 176V175H18ZM22 176V175H21ZM28 176V175H27ZM47 176H50V174L49 175H47ZM57 176H58V174H57ZM68 176V175H67ZM72 175H69V178H73V177H71ZM88 176H86V177H88ZM96 176H94V177H96ZM99 176H98V178H99ZM112 176H114V174L112 175ZM111 176V177H112ZM121 176V175H120ZM120 176H119V178H120ZM123 176V175H122ZM31 177H33L32 175H31ZM59 177V176H58ZM61 177V176H60ZM77 177V176H76ZM85 177V176H84ZM88 177V178H89ZM92 178V179H94V180H97V178L95 179V178ZM199 177V176H198ZM25 178H26V175H25ZM79 177H77V179H78ZM102 178V177H101ZM116 178V177H115ZM123 178V177H122ZM195 178H196V176H195ZM5 179H7V181H8V184H7V181L5 180ZM19 179H21V178H19ZM33 179V178H32ZM56 179H57V177H56ZM81 179H82V177H81ZM81 179H78L79 180V182L81 183V182H83L84 180H85V182L87 183L88 181H86V179H84L83 181H80ZM100 179V178H99ZM98 179V180H99ZM104 179V178H103ZM124 179V178H123ZM126 179V178H125ZM135 179H137V178H135ZM178 179H179V177H178ZM52 181H53V179H51ZM50 180V181H51ZM69 180V179H68ZM73 181V179H70V182H72ZM6 181V182H5ZM91 180H89V182H90ZM116 181V182H115ZM114 181V178H113V181L111 182V183H117V180H115ZM124 181V180H123ZM135 181V180H134ZM181 181V180H180ZM33 182H34V180H33ZM57 182L59 183V180L57 179ZM66 182V181H65ZM64 182V183H65ZM74 182V181H73ZM76 183H77V180L75 181ZM78 182V183H79ZM96 182H98V181H95V183ZM101 182V181H100ZM171 182V181H170ZM5 183H6V185H8V187L7 186H5ZM26 183V182H25ZM37 183H38V180H37ZM49 183H51V182H49ZM48 183V184H49ZM91 183V182H90ZM92 183H94L93 181H92ZM120 184L121 183H124V182H122L121 180H120V182H119ZM119 183H118V185H115V186H120L119 185ZM155 183V182H154ZM154 183H152V184H154ZM34 184H35V182H34ZM43 184V183H42ZM55 184V183H54ZM53 184V186H55V187H59V186H57V183L54 185ZM66 184V183H65ZM74 184V183H73ZM82 184H85L84 182L82 183ZM82 184H81V186H82ZM97 184V183H96ZM109 184V183H108ZM126 184V183H125ZM164 184V183H163ZM171 184V183H170ZM21 185V186H20ZM31 185V184H30ZM47 185V184H46ZM67 185V184H66ZM76 185V184H75ZM75 185H73V187L75 186ZM94 185V184H93ZM101 185V184H100ZM103 185V184H102ZM111 185H114V184H111ZM110 185V186H111ZM122 185V184H121ZM180 185V184H179ZM51 186V184L49 185V187ZM60 186H61V182H60ZM77 186V185H76ZM76 186H75V188H76ZM78 186H80V185H78ZM87 186V185H86ZM85 186V187H86ZM89 186V185H88ZM91 186V185H90ZM95 186V185H94ZM97 186V185H96ZM106 186H109V185H106ZM105 186V187H106ZM130 186V185H129ZM132 187L131 188H133V185H131ZM33 187H35V186H33ZM46 187H48V186H46ZM48 187V188H49ZM54 187V188H55ZM65 187V186H64ZM63 186H62V188H64ZM84 187V185L82 186V188ZM120 187H122V186H120ZM126 187V186H125ZM138 187V186H137ZM52 188V190H53V187H51ZM60 189V187H59V189L58 190H65V191H67L66 189ZM69 186L67 187V189L69 190ZM104 187H102L101 189H103ZM116 188V187H115ZM153 188H154V186H153ZM180 188V187H179ZM183 188V187H182ZM181 188V189H182ZM33 190H34V188H32ZM37 189V188H36ZM74 189V188H73ZM76 189H78V188H76ZM85 189V188H84ZM84 189H82L83 191H85V193H86V191L87 190H84ZM100 189V190H101ZM109 189H113V188H109ZM44 190H45V188H44ZM43 190V191H44ZM47 190V189H46ZM45 190V191H46ZM55 191V193L56 192H59V191ZM71 190V189H70ZM97 190V189H96ZM95 190V191H96ZM185 190H187V192H188V189H185ZM190 190V189H189ZM44 191V192H45ZM47 191H49V190H47ZM82 191V194H84V192ZM98 191V190H97ZM96 191V193H99V192H97ZM138 191V190H137ZM33 192H36V191H33ZM51 192V191H50ZM68 192V191H67ZM66 192V193H67ZM76 193H79L80 192V190H79V192L76 190L75 191ZM103 192L105 193V191L103 190ZM141 192H143V191H141ZM192 192V191H191ZM196 192V191H195ZM262 192V191H261ZM37 193V192H36ZM39 193V192H38ZM38 193H37V195H38ZM40 193H41V190H40ZM39 193V194H40ZM46 193V192H45ZM54 193V192H53ZM62 193H64V192H62ZM62 193H60V194H62ZM66 193H64V195L66 194ZM87 193H89V191H87ZM94 193V192H93ZM93 193H91V194H93ZM96 193H95V195H96ZM104 193H102L103 194V196L104 195H106V194H104ZM108 193V192H107ZM194 193V192H193ZM34 194L35 193H33V196H34ZM46 194H48V192L46 193ZM45 194V195H46ZM49 194H51V193H49ZM48 194V195H49ZM69 194H70V192H69ZM91 194H89V195H91ZM101 194V195H102ZM138 194V193H137ZM189 194V193H188ZM30 195H31V193H30ZM42 195V194H41ZM45 195H42V197L44 198V196ZM47 195V196H48ZM53 195V194H52ZM68 195V194H67ZM72 195V194H71ZM80 195V194H79ZM88 195V196H89ZM94 195V194H93ZM98 195V194H97ZM100 195V196H101ZM162 195V194H161ZM47 196H45L46 198H47ZM58 196V195H57ZM74 196V195H73ZM72 196V197H73ZM82 196H84V195H82ZM82 196H80L79 197V199H82L81 197ZM87 196V195H86ZM86 196H85V198H86ZM100 196H99V199H100ZM29 197H31V196H29ZM36 197V196H35ZM55 198H56V195L54 196ZM53 197V199H55ZM62 197V196H61ZM60 197V199H62ZM71 197V196H70ZM95 197V196H94ZM114 197H116V195L114 196ZM143 197H144V194H143ZM159 197V196H158ZM163 197V196H162ZM183 197V196H182ZM37 198H39V195L37 196ZM37 198H35L36 200H37ZM45 198V199H46ZM50 199H51V197H49ZM59 198V197H58ZM74 198V197H73ZM85 198H83V203L86 201H84V199ZM92 198H93V196H92ZM97 198V197H96ZM95 198V199H96ZM107 198V197H106ZM41 199V198H40ZM44 199V200H45ZM67 199H69V197L67 198ZM88 199H90L91 200V198L89 197ZM158 199V198H157ZM254 200H255V198H253ZM263 199V198H262ZM39 200V199H38ZM47 200V199H46ZM57 200V199H56ZM70 200V199H69ZM104 200V199H103ZM103 200H102V202H103ZM156 200V199H155ZM159 200H161V198H159ZM253 200V201H254ZM261 200V199H260ZM48 201V200H47ZM50 201V200H49ZM48 201V202H49ZM61 202H62V200H60ZM76 201V200H75ZM96 201V200H95ZM97 201H98V198H97ZM104 201H106V200H104ZM110 201V200H109ZM112 201V200H111ZM256 201V200H255ZM263 201V200H262ZM39 202V201H38ZM46 202V201H45ZM52 202H55L54 200L52 201ZM52 202H49V205L52 203ZM58 202V201H57ZM68 202H69V204H68ZM67 202V204L68 205H70V201H68ZM90 201H88V203H89ZM93 202V201H92ZM92 202H90L92 205H93V203ZM156 202V201H155ZM162 202V201H161ZM34 203V202H33ZM41 203V202H40ZM39 203V204H40ZM43 203V202H42ZM63 203V202H62ZM65 203V202H64ZM63 203V204H64ZM89 203V204H90ZM95 204H96V202H94ZM105 203V202H104ZM107 203V202H106ZM163 203V202H162ZM255 203V202H254ZM257 203H258V200H257ZM262 203V202H261ZM44 204V203H43ZM86 204V203H85ZM84 204V205H85ZM164 204H166L165 202H164ZM256 204V203H255ZM48 205V204H47ZM46 205V206H47ZM53 205V207H57V206H54V204H52ZM73 205V204H72ZM69 206V207H73L74 205H75V203H74V205L73 206ZM51 206V205H50ZM49 206V207H50ZM96 206H98V204H96ZM100 206V205H99ZM104 206H106V205H104ZM179 206V205H178ZM214 206V205H213ZM256 206V205H255ZM38 207V206H37ZM41 207V206H40ZM52 207V206H51ZM58 207H60V206H58ZM63 207V206H62ZM68 206L66 207V208H69ZM75 207V206H74ZM101 207V206H100ZM153 207V206H152ZM257 207V206H256ZM42 208V207H41ZM49 209V208H48ZM53 209H55V208H53ZM59 209V208H58ZM58 209H56V210H58ZM64 210H65V207L63 208ZM62 209V210H63ZM96 209H97V207H96ZM258 209V208H257ZM75 210V209H74ZM73 210V211H74ZM80 210H82V208L81 209H79L78 211H80ZM155 210V209H154ZM180 210V209H179ZM38 211V210H37ZM40 211V210H39ZM77 211V212H78ZM94 211V210H93ZM233 211V210H232ZM51 212V211H50ZM68 212V211H67ZM158 212V211H157ZM160 212V211H159ZM63 213V212H62ZM81 213H83V212H81ZM161 213V212H160ZM249 213V212H248ZM76 214V213H75ZM78 214V213H77ZM80 214V213H79ZM78 214V216H80ZM145 214V213H144ZM180 214V213H179ZM227 214V213H226ZM63 215H64V213H63ZM107 215V214H106ZM162 215V214H161ZM166 215H167V213H166ZM165 215V216H166ZM182 215V214H181ZM42 216V215H41ZM65 216V215H64ZM64 216H63V218H64ZM70 216H71V214H70ZM137 216V215H136ZM164 216V217H165ZM178 216V215H177ZM54 217H56V216H54ZM66 217V216H65ZM69 217V216H68ZM74 217V216H73ZM80 217H82V216H80ZM84 217V216H83ZM92 217V216H91ZM141 217H143V215L141 216ZM163 217V216H162ZM163 217V218H164ZM170 217V216H169ZM185 217V216H184ZM187 217V216H186ZM43 218V217H42ZM45 218V217H44ZM158 218V217H157ZM166 218V217H165ZM57 219V218H56ZM66 219V218H65ZM74 219V218H73ZM81 220H82V218H80ZM125 218L123 217V220H124ZM169 219V218H168ZM173 219V218H172ZM171 219V220H172ZM213 219V218H212ZM44 220V219H43ZM64 220V219H63ZM123 220H121V222L123 223ZM158 220L160 221V219L158 218ZM162 220V219H161ZM164 220H166V219H164ZM175 220H178V219H175ZM59 221V220H58ZM69 221V220H68ZM71 221H72V219H71ZM129 221V220H128ZM153 221V220H152ZM163 221V220H162ZM162 221H161V223H162ZM167 221V220H166ZM165 221V222H166ZM66 222H67V220H66ZM96 222V221H95ZM126 222V224H127V221H125ZM164 222V221H163ZM169 222V221H168ZM167 222V223H168ZM48 223V222H47ZM64 222H62V224H63ZM68 223V222H67ZM78 223V222H77ZM81 223H83L82 221H81ZM94 223V222H93ZM130 223V222H129ZM142 223V222H141ZM145 223V222H144ZM160 223V222H159ZM55 224V223H54ZM69 224V223H68ZM71 224H74V221H73V223H71ZM71 224H70V226H71ZM84 224V223H83ZM117 224V223H116ZM120 224V223H119ZM125 224V223H124ZM147 224V223H146ZM170 224V223H169ZM77 225H79V224H77ZM77 225H76V227L74 226H72L71 228H72V230L74 229V228H76L77 229ZM85 225V224H84ZM128 225H130V224H128ZM162 225V224H161ZM186 225V224H185ZM56 226H57V220H56ZM87 226V225H86ZM115 226V225H114ZM121 226V225H120ZM133 226V225H132ZM163 226H165V228L168 226V224H167V226L163 223ZM173 226V225H172ZM197 226V225H196ZM81 227V226H80ZM79 227V228H80ZM128 227H131V226H128ZM127 227V225H126V231L128 232V228ZM20 228V229H19ZM62 228H63V226H62ZM78 228V229H79ZM142 228V227H141ZM163 228V227H162ZM164 228V229H165ZM172 228V227H171ZM178 228V227H177ZM182 228H183V226H182ZM57 229V228H56ZM75 229V230H76ZM121 230H122V228H120ZM138 228H136V232L138 231L137 230ZM164 229H162V230H164ZM185 229V228H184ZM191 229H192V227H191ZM88 230V229H87ZM119 230V229H118ZM135 231V229H133V228H131L129 231ZM172 230V229H171ZM177 230V229H176ZM182 230V229H181ZM82 231V230H81ZM80 230H79V233L81 232ZM141 231V230H140ZM64 232H65V230H64ZM77 232H78V230H77ZM119 233L121 232V231H118ZM117 232V233H118ZM127 232H125L124 231V233H127ZM136 232H135V234H136ZM181 232V231H180ZM183 232V231H182ZM187 232V231H186ZM191 232V231H190ZM59 233V232H58ZM76 233V232H75ZM78 233V234H79ZM118 233V234H119ZM131 232H129V233H127V235H129ZM77 234V233H76ZM104 234V233H103ZM173 234V233H172ZM200 234V233H199ZM117 235V234H116ZM120 235V234H119ZM131 235V234H130ZM185 235V234H184ZM223 235V234H222ZM20 236V235H19ZM134 236V235H133ZM132 236V237H133ZM162 236V235H161ZM172 236V235H171ZM24 237V238H25ZM52 237V236H51ZM132 237H130V238H132ZM135 237V236H134ZM174 237V236H173ZM41 238L39 239L40 241H41ZM112 238V237H111ZM175 238V237H174ZM188 238V237H187ZM33 239V238H32ZM34 239H36V238H34ZM34 239L33 240H30L29 242H27L26 241V238H25V241H23L21 244H23V247L24 246H41L42 244L41 243H39L38 244V242H36V241H38L37 239L34 241ZM114 239V238H113ZM129 239V238H128ZM181 239V238H180ZM8 240V239H7ZM46 240V241H45ZM120 240V239H119ZM238 240V239H237ZM39 241V242H40ZM112 241V240H111ZM124 241V240H123ZM156 241H157V238H156ZM183 241V240H182ZM251 241V240H250ZM42 242V241H41ZM78 242H79V240H78ZM122 242V241H121ZM155 242V241H154ZM153 242V243H154ZM49 243H48V245H49ZM54 243V242H53ZM167 243V242H166ZM249 243V242H248ZM122 244V243H121ZM163 244V243H162ZM161 244V245H162ZM184 244V243H183ZM50 245H52V244H50ZM50 245H49V247H50ZM54 245V244H53ZM68 245V244H67ZM123 245V244H122ZM160 245V244H159ZM253 245V244H252ZM22 247V248H23ZM42 247H45V246H42ZM175 247H177V246H175ZM37 248H39V247H37ZM186 248H187V245H186ZM185 248V249H186ZM235 248V247H234ZM237 249H238V247H236ZM45 249V254H47L48 253V251H49V253H50V251L51 252H55V251H52L51 249H48L47 247H45V248H42V250H44ZM54 249V248H53ZM57 249V248H56ZM101 249V248H100ZM224 249V248H223ZM17 250H18V248H17ZM20 250V249H19ZM28 250L29 249H23V251H21L20 250V254H24V255H26V254H31V253H28ZM189 250V249H188ZM79 251V250H78ZM96 251V250H95ZM80 252V251H79ZM7 253V252H6ZM12 253H14V252H12ZM56 253H57V251H56ZM73 254L74 253H77V252H72ZM87 253V252H86ZM7 254H9V252L7 253ZM34 254V253H33ZM51 254V253H50ZM49 254V255H50ZM96 254V253H95ZM41 255V254H40ZM49 255H48V257H45V258H48L49 259ZM89 255V254H88ZM101 255V254H100ZM109 255V254H108ZM228 255V254H227ZM12 256H15L16 257V255H12ZM33 256H35V255H33ZM95 256V255H94ZM41 257H42V255H41ZM57 257V256H56ZM74 257V256H73ZM83 257V256H82ZM102 257V256H101ZM35 258V257H34ZM51 258V257H50ZM67 258V257H66ZM39 259H41V258H39ZM95 259V258H94ZM93 259V260H94ZM232 259V258H231ZM21 260V259H20ZM42 261H43V259H41ZM52 260V259H51ZM107 260V259H106ZM50 261V260H49ZM59 263V262H58ZM82 263H84V262H82ZM99 263V262H98ZM101 263V262H100ZM4 264V263H3Z\"/></svg>",
	"mask_w": 264,
	"mask_h": 264
},
{
	"label": "water",
	"instance_id": "3",
	"mask_svg": "<svg viewBox=\"0 0 264 264\" xmlns=\"http://www.w3.org/2000/svg\"><path fill=\"white\" fill-rule=\"evenodd\" d=\"M0 57L16 58V59H24V60H37L43 62H53V63L66 64V65L85 66V67L102 68V69L118 70V71H126V72L150 73V74L169 75V76L194 78V79L215 80V81H223V82H229L235 84L264 87V81L261 80L229 78L223 76H209L205 74H196L191 72H178V71L160 70V69L138 67V66H127L120 64L91 62V61H83V60L20 54V53L2 52V51H0Z\"/></svg>",
	"mask_w": 264,
	"mask_h": 264
},
{
	"label": "crops",
	"instance_id": "4",
	"mask_svg": "<svg viewBox=\"0 0 264 264\" xmlns=\"http://www.w3.org/2000/svg\"><path fill=\"white\" fill-rule=\"evenodd\" d=\"M246 86H248V85H246ZM254 87H261V86H254ZM261 88H264V87H261ZM251 128H252L251 126H248V127H246V128H243V129H245V130L250 129V130H251V133H252L253 135H255V134L253 133V131H252ZM245 132H247L248 135H249V137H250V133H249V131H245ZM256 136H257V135H256ZM256 149H258L257 144L255 145V150H256ZM258 150H260V151H258V152H260L261 155H264V153H263V149H258Z\"/></svg>",
	"mask_w": 264,
	"mask_h": 264
}]
</instances>
